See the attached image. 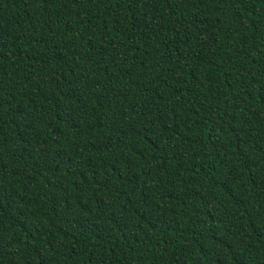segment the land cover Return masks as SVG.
I'll list each match as a JSON object with an SVG mask.
<instances>
[{
  "label": "trees",
  "instance_id": "1",
  "mask_svg": "<svg viewBox=\"0 0 264 264\" xmlns=\"http://www.w3.org/2000/svg\"><path fill=\"white\" fill-rule=\"evenodd\" d=\"M0 264H264V0H0Z\"/></svg>",
  "mask_w": 264,
  "mask_h": 264
}]
</instances>
